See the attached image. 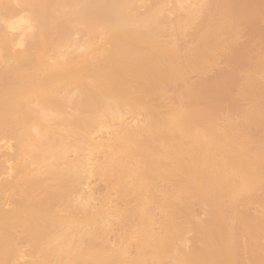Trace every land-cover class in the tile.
I'll return each instance as SVG.
<instances>
[{
    "label": "bare ground",
    "instance_id": "obj_1",
    "mask_svg": "<svg viewBox=\"0 0 264 264\" xmlns=\"http://www.w3.org/2000/svg\"><path fill=\"white\" fill-rule=\"evenodd\" d=\"M0 264H264V0H0Z\"/></svg>",
    "mask_w": 264,
    "mask_h": 264
}]
</instances>
